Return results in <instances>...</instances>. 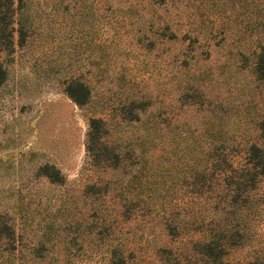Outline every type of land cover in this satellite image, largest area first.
<instances>
[{
  "label": "rangeland",
  "instance_id": "rangeland-1",
  "mask_svg": "<svg viewBox=\"0 0 264 264\" xmlns=\"http://www.w3.org/2000/svg\"><path fill=\"white\" fill-rule=\"evenodd\" d=\"M263 18L260 0H15L0 264H264V178L226 211L210 167L215 143L264 144Z\"/></svg>",
  "mask_w": 264,
  "mask_h": 264
},
{
  "label": "trees",
  "instance_id": "trees-1",
  "mask_svg": "<svg viewBox=\"0 0 264 264\" xmlns=\"http://www.w3.org/2000/svg\"><path fill=\"white\" fill-rule=\"evenodd\" d=\"M264 5V0H260ZM256 0H249V3H255ZM15 10V0H0V52L10 50L13 36V15ZM264 20V18H263ZM264 62V55H261V61ZM264 66V65H263ZM7 70L0 60V83L6 78ZM68 95L79 105L85 104L90 99V89L83 82H70L67 87ZM260 135L264 136V115L258 122ZM104 130L103 122L100 118L93 117L90 119L88 130V142L99 137L101 131ZM220 143L214 144L211 155L212 174L214 181L212 189L214 190L213 198L216 200L214 208L236 207L238 202L246 204L250 201V194L255 191L256 184L264 178V144L250 142L240 152L236 150L227 151L219 146ZM49 165H43L40 168L45 169ZM53 172L47 170L43 173H49L53 180H57L59 172L57 168L52 169ZM224 201V202H223ZM220 202H223L220 205ZM229 208H226L228 211ZM229 221L231 219H228ZM231 222V221H230ZM238 224L235 226H227L222 232L229 229L237 230ZM210 243H206L209 246ZM107 264H127L120 256H113Z\"/></svg>",
  "mask_w": 264,
  "mask_h": 264
}]
</instances>
